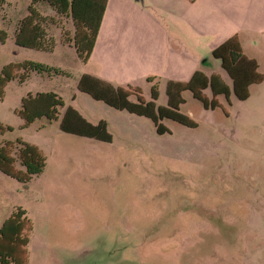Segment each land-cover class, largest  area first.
Returning a JSON list of instances; mask_svg holds the SVG:
<instances>
[{"label":"rangeland","instance_id":"374dc122","mask_svg":"<svg viewBox=\"0 0 264 264\" xmlns=\"http://www.w3.org/2000/svg\"><path fill=\"white\" fill-rule=\"evenodd\" d=\"M30 2L5 0L0 6L6 33L0 75L5 65L25 60L60 72H30L20 81V69L0 96V145L24 141L46 157L43 171L26 182L0 171V226L18 206L33 224L28 264H264V88L257 87L264 80L249 85L248 97L238 100L220 60L210 57L204 70L228 83L229 101L218 95L220 106L205 109L186 90L179 111L197 126L163 118L168 131L159 134L151 119L77 89L88 66L73 45L61 41L64 30L72 34V19L46 1L36 7L56 22L48 25L54 49L15 43ZM127 65L130 70L129 60ZM157 79L138 85L149 100L156 84V104L166 106V84ZM47 91L63 99L58 118L42 116L24 126L17 113L22 98ZM204 94L212 98L209 88ZM68 106L89 121L105 120L112 140L62 131ZM15 166L22 168L19 161Z\"/></svg>","mask_w":264,"mask_h":264},{"label":"trees","instance_id":"16d2710c","mask_svg":"<svg viewBox=\"0 0 264 264\" xmlns=\"http://www.w3.org/2000/svg\"><path fill=\"white\" fill-rule=\"evenodd\" d=\"M42 1H46L57 14L72 19L73 32L69 34L64 30L61 41L64 44L73 45L78 57L83 62H87L95 46L108 0H31L28 13L18 21L15 30L17 45L43 51L54 49L55 39L49 33L48 25L49 23L56 24V22L52 17H47L38 11L36 4ZM4 2L5 0H0V6ZM5 37V31L0 29V40L4 41ZM211 55L220 60L221 68L230 78L233 93L238 100H245L248 97L249 85L264 80V75L258 72L257 62L243 53L236 35L215 47ZM20 69L23 70L20 81H24L30 72H60L58 69L31 60L9 63L1 71L0 96L3 86L7 81L16 77ZM148 81H153V78L149 77ZM207 88L212 94L210 99L203 92ZM77 89L90 95L94 100L102 101L115 109L126 110L129 113L151 119L159 134L168 131L160 122L163 118L172 119L188 127L197 126L190 116L179 111V105L185 101L182 96L183 91L190 90L192 96L200 101L205 109L220 106L217 100L218 95H224L227 101L230 95V87L219 75L212 74L208 77L201 71H195L186 82L167 81L166 106L156 104L158 97L156 84L151 86L150 100H145L140 94L132 93L130 87L115 86L85 73L80 76ZM132 95H135L136 100H131ZM63 105V99L57 93L37 92L35 95L22 98L21 108L17 113L23 118L24 126H27L42 116L57 119L58 107ZM59 127L64 132L98 141L110 142L112 140L105 120L101 119L97 123H92L71 106L63 112ZM2 129L3 126L0 123V130ZM16 161H19L21 169L15 166ZM45 164V154L36 145L20 140L17 144L6 141L0 145V171L18 181L30 180L43 171ZM32 229V221L23 207L18 206L12 210L0 226V264H28V243Z\"/></svg>","mask_w":264,"mask_h":264},{"label":"crops","instance_id":"0c3cea01","mask_svg":"<svg viewBox=\"0 0 264 264\" xmlns=\"http://www.w3.org/2000/svg\"><path fill=\"white\" fill-rule=\"evenodd\" d=\"M233 35L261 70L264 0H108L82 74L135 88L142 96L138 82L149 77L167 84L186 82L195 71L208 77L216 74L205 72L203 60L213 57L212 50ZM145 48L148 51L141 53ZM263 83L257 87L264 88ZM130 98L136 100L135 95Z\"/></svg>","mask_w":264,"mask_h":264},{"label":"water","instance_id":"95a60500","mask_svg":"<svg viewBox=\"0 0 264 264\" xmlns=\"http://www.w3.org/2000/svg\"><path fill=\"white\" fill-rule=\"evenodd\" d=\"M203 61H206V60H203Z\"/></svg>","mask_w":264,"mask_h":264}]
</instances>
